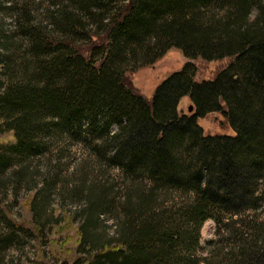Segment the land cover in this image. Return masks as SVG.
Returning <instances> with one entry per match:
<instances>
[{"label": "trees", "instance_id": "1", "mask_svg": "<svg viewBox=\"0 0 264 264\" xmlns=\"http://www.w3.org/2000/svg\"><path fill=\"white\" fill-rule=\"evenodd\" d=\"M43 9L0 0V187L58 136L143 179L136 201L121 204L120 238L90 231L107 206L95 201L74 247L62 241L75 256L61 264H264V0H48ZM173 46L191 59L232 61L201 81L186 63L147 99L126 74ZM185 95L193 113L179 108ZM212 111L235 134L206 133L197 120ZM1 207L9 226L42 240L34 218L13 221ZM207 218L229 249L200 257ZM1 236L3 248L12 235Z\"/></svg>", "mask_w": 264, "mask_h": 264}, {"label": "rangeland", "instance_id": "2", "mask_svg": "<svg viewBox=\"0 0 264 264\" xmlns=\"http://www.w3.org/2000/svg\"><path fill=\"white\" fill-rule=\"evenodd\" d=\"M29 2L37 4L41 10L48 6V0ZM6 13L8 15H1V21L10 29L13 25L12 11ZM38 15L44 17V14ZM231 61V56L214 60L201 57L191 59L180 48L173 46L152 64L127 72L126 79L131 87L151 99L157 85L186 63L195 64V79L201 81L216 78ZM191 104L190 97L185 95L180 100L179 108L183 112L193 113L194 109L189 111ZM197 122L206 133L235 134L219 111L199 116ZM43 150L31 155L24 165L14 164L1 179L3 183L0 187V201L9 218L27 223L34 218V223L42 227V240L37 241L29 231L9 226L3 221L7 216L1 207L0 239L4 234L12 235V240L0 247V264H61L64 254L72 258L74 252L64 253L61 250L62 241L68 242L67 247H74L78 237L77 228L93 217L90 214L95 201H105L107 206L100 209L103 212L94 222L95 230L90 228V231L100 234L105 242H116L120 238V222L123 220L121 204L124 205L129 195L136 201L138 190H143V179H132L117 166L102 163L88 144L58 136L57 139H50ZM47 180L50 185H47ZM33 194L34 203L30 207ZM89 195L94 196L91 204ZM172 195L177 202L181 201L178 192L173 191ZM260 213L264 216L262 210ZM218 227L219 223L214 218L204 220L196 251L198 256L208 255L212 248L221 253L227 252L229 244L225 242L224 233L218 234Z\"/></svg>", "mask_w": 264, "mask_h": 264}, {"label": "water", "instance_id": "3", "mask_svg": "<svg viewBox=\"0 0 264 264\" xmlns=\"http://www.w3.org/2000/svg\"><path fill=\"white\" fill-rule=\"evenodd\" d=\"M193 109H194V105L191 104V105L189 106V111H192Z\"/></svg>", "mask_w": 264, "mask_h": 264}]
</instances>
